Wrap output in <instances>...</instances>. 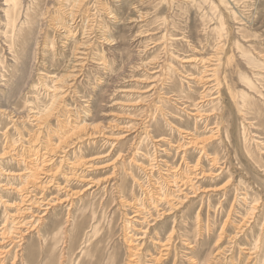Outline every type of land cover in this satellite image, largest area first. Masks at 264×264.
Returning <instances> with one entry per match:
<instances>
[{"label": "rangeland", "instance_id": "374dc122", "mask_svg": "<svg viewBox=\"0 0 264 264\" xmlns=\"http://www.w3.org/2000/svg\"><path fill=\"white\" fill-rule=\"evenodd\" d=\"M99 1L92 0L84 8L90 12L94 10L91 19L99 20L100 27L107 26L106 36L114 41V45L92 44V62L86 67L84 77L78 78L77 85L71 87V95L66 96L62 107L52 113L47 122L50 128L45 131L46 138L56 137L64 126L72 123L73 116L80 124L85 121V124L98 125L104 131L107 137L83 140L77 146L66 148L70 161L90 160L96 165L91 170H80L85 171L82 174L86 173L88 181L94 179L97 185L87 190L89 182L78 179L66 183L60 175L59 183L69 187L67 192L75 193L70 198L71 206L67 200L51 207L37 226L39 235L34 231L26 237L23 259H16L15 264H134L137 262L135 256L132 258L134 247L127 245V239L131 238L126 239L123 226L128 221L127 216H133L134 209L127 204L134 198L152 212L145 226L138 224V230L131 232L135 237L144 236L143 240L134 242L135 246L143 243L138 264H154L150 257H157L158 251L153 250L152 241L165 240L171 231H174L171 250L159 264H264V240L261 243L257 240L264 228V154H261L264 152V93L261 92L264 87V0H207L205 8L188 0H143L141 6L145 16L136 27L128 24L134 15L129 0H108L109 6L121 8L113 12L116 20L101 12L99 5L103 3ZM57 4L70 8L74 1L19 0L14 7L9 6L4 19L0 20V109L11 111L13 116L11 120L0 114V151L7 139L19 144L17 150L27 145L21 137L28 138L37 131L28 111L46 115L52 104L49 92L72 62L75 41L79 37L69 40L59 37L60 34L52 29V23L58 21L43 18L45 14L58 15L54 7ZM91 5L95 9H91ZM215 24L222 27L221 33L217 32ZM137 31L143 34L136 37ZM38 38L41 42L35 49ZM9 47H13L11 52H8ZM34 49L37 53L35 62ZM213 52L220 57L218 79L224 90L223 101L211 102L210 96L195 108L203 88L186 76H198L202 68L199 63L181 60L198 55L205 57ZM99 57L107 60V67L93 64ZM156 70L158 74L153 73ZM155 76L154 95L153 91H146ZM249 81L254 86L249 87ZM226 89L236 97L244 95L245 103H231ZM245 105H249V109ZM194 108L200 113H208L206 116L209 117L191 116ZM15 115L23 117L17 125ZM217 128V138L210 137ZM183 131H190L205 141V154L201 156L198 150H188L185 160H181L173 145L185 142ZM161 138L168 139V143L155 144ZM111 142L115 144L113 147ZM160 143H164L161 147L166 148L165 154L158 150ZM207 155L219 160L224 169H214V172L221 174L217 178L213 174L204 175L198 180L200 190L196 196L189 194L184 198L174 194L175 198L183 199L180 200L182 205L178 198L169 202H174L173 207L178 205L175 210H170L168 203L160 205V214L163 211L171 214L159 220L155 209L148 206L149 199L145 194L158 184V187H164L168 171L163 166L153 174L147 168L165 158L171 168L180 167V172L188 174L189 167L198 160L206 174L212 169ZM95 156L100 158L92 160ZM58 157L54 158V168L58 166ZM0 161V168L4 170L22 168L9 157ZM60 172L69 170L63 168ZM18 182L10 181L15 186ZM0 183H9L1 173ZM225 183L227 188L222 192L219 187ZM2 189L0 196L5 201L14 202L19 196L14 190ZM207 189H211L210 193ZM55 191L49 188L47 197L65 196L64 192ZM254 203H258L256 207H252ZM3 211L0 203V227L7 217ZM251 215L253 219L238 232L242 219ZM224 223V234L217 242ZM142 230L147 233L143 235ZM39 238L43 240L42 244ZM255 248V254L248 260L246 251ZM217 251L221 253L216 255ZM12 257L13 253L6 257V264H11Z\"/></svg>", "mask_w": 264, "mask_h": 264}, {"label": "bare ground", "instance_id": "6f19581e", "mask_svg": "<svg viewBox=\"0 0 264 264\" xmlns=\"http://www.w3.org/2000/svg\"><path fill=\"white\" fill-rule=\"evenodd\" d=\"M18 1L19 0H3V3L0 4V20L4 19L3 16L5 17L6 10L9 8V6L13 5V7H14L18 3ZM65 1L67 2L68 0H65ZM73 1H74V5L71 6L70 8L66 7L64 4H62V5L57 4V6H54V7H56V10H57L56 13H58V15L53 16V15L45 14L46 17H43L44 20L47 19L48 17L51 18L52 21H50V22H54V21L59 22V23L57 22V24L52 23V25H53L52 29L57 34H60L59 37H62L65 40H69L72 38L76 39L77 37H79L78 40L75 41V46H74L73 54H72L73 55L72 62L69 63V66L67 67L65 73L63 75H61L60 77H58V79H56V82H54V85L52 87L53 89L49 92V95L52 98V100L50 99L52 101L51 107L46 112V115H43L42 112L33 113L32 111H28L29 114L30 113L32 114L30 119H32V121H34L35 124L37 125L36 126L37 131L34 135L32 133L33 136L31 135L28 138L27 137L26 138L21 137V140L23 139V141L26 142L27 145L24 144L23 145L24 147H22L21 149L19 148L20 150H17V146L19 144L15 145L10 139H7V141L5 140L6 142L3 141L4 142L3 149H2V151H0V160H4V158L9 157L12 162L15 161L17 164H19L18 166H22V168L17 170V171L4 170V169L0 168V173L5 176L6 180H9V183L7 185H3L0 183V189L3 188L2 190H6V191L7 190H14L16 192V195L17 194L19 195L18 197H16V199L18 198V200L15 199L14 202L13 201L12 202L5 201L0 196V203L3 205V209H4L3 212H5V216H7L5 221L3 222L2 226L0 227V264H6V260H7L6 257L9 256L10 253H13V257H12L13 261L11 262V264H15L16 259H19V258L23 259L24 249H25L23 246L26 243V237L34 231L36 232V234H38L37 226L40 224V222L43 220L44 216H46V214L49 212V210L51 209L52 206H55L56 204H59L62 201L67 202V200H68L67 204L69 206H71V203H70L71 199L70 198L73 195H75V193L72 192V190L70 192H67L66 189L69 187L66 186L64 181L66 183H68V182L79 179L81 182H89L90 187L87 186L86 187L87 190L89 188H92V187L97 185L96 184L97 182L93 181L94 179L88 181V179L85 178L86 173H85V175L82 174L85 171L83 172V170L82 171L80 170V169L91 170V169H94L96 167V165L91 163L90 160L70 161L69 158H67L66 148L71 147V146H77L79 144V142L83 141V140H86V141L89 140L90 141V140H94V139L97 140V138L104 137V136L107 137V135H104V131L98 125H87L84 123L85 121L83 122L84 124L83 123L80 124L78 120H75V119H77V117L73 116V118L71 119L72 123L70 125L67 123L69 126H64V128L60 132H58L59 134L56 137H53V136L48 137V138L45 137V131H47L46 129L50 128L47 126V122H49L48 119L50 118V116L52 115L53 112H57V109H60V107H62V103H63L64 98L66 96H68L70 93H72V88H73L72 86H74L77 83L78 78L80 80V78L84 77L83 76V74H85L84 71L86 69H88L86 67L92 62V61H90L91 51H93V50H91L92 46L96 43H98L102 46L106 45L108 47L114 45V41L106 36L105 28L107 26L106 27H102V26L100 27L99 20L94 21L93 19H91L93 17V16H91L92 11L90 12V10L87 7L84 8L86 3H89L92 0H73ZM112 1L123 2L122 0H112ZM126 1H128V0H126ZM142 1L143 0H129V2L131 3L130 6L133 7L132 9H134L133 10L134 15H133V17H130L129 21H128V24L132 25L131 27H136V25L139 24L138 22H141V19L145 16L144 9H142L143 6H141L144 3V2L142 3ZM188 1L192 4L195 3V4H198L201 6H204L208 3L207 0H188ZM99 3H103V4L99 5L101 7L100 8L101 12L102 13L105 12L107 14V16H109L108 18L116 20V17L114 16L113 12L119 11L121 8L119 9V8H117V6H113V7L109 6L108 0H104V1L100 0ZM92 4H94V3H92ZM18 5H20V4H18ZM68 5H69V3H68ZM89 6H90V4H89ZM54 7H53V9H54ZM49 8H52V7H49ZM92 8H94V7L91 5V9ZM203 8H205V6ZM206 11H207V9H206ZM93 12H94V10H93ZM94 13H93V15H94ZM44 24L46 25V23H44ZM104 24H105V22H104ZM216 26H217V30H218L217 32L221 33L222 27H220L219 25H216ZM41 28L44 29L43 26ZM137 33L138 34L136 35V37L143 34V32H141V31H137ZM41 35H42V33H41ZM189 36H190V34H189ZM218 36L220 38L222 37L221 34H219ZM40 39L38 38V40H36L35 49H37L39 41L41 42ZM12 48L13 47H9L8 52H11ZM35 49H34V62L37 60V53L35 52ZM105 51H106V49H105ZM100 55H101V53H100ZM198 56H200V55H198ZM198 56H195V57L193 56L192 59H187V58H186V60L180 59L182 62H189L190 61V62H194V63H199L201 65L200 68H202V70L200 71V75H198V76H194V75L186 76L189 80H192L197 85H199L201 88H203L202 93L198 96L197 104L194 105L195 108L198 107V104L204 103L206 101L207 97L211 96L210 97L211 99H209L211 102L214 100L223 101V95H224L223 94L224 90L221 89V85H220V82L218 79V72H219L218 70L220 68V57L217 55V52H215L214 54L206 55L205 57H204V55L202 57H198ZM189 57H191V56H189ZM97 61L98 62H95V59H94L95 63L93 62V64H95L96 66L97 65H103V66L107 67L106 66L107 60H105L103 57H101V58L99 57V59ZM183 68L185 69V67H183ZM93 72H96V70H94ZM157 72L158 71L156 70L153 73H157ZM192 72H195V71H192ZM196 72H197V70H196ZM182 75H184V74L182 73ZM184 76H182V77H184ZM155 78H156V76L152 79V81H151L152 85L150 87H148V90L146 92L153 91V94H154L156 86H157ZM157 78H158V76H157ZM42 79H40V80H42ZM51 83H53V82H51ZM250 86H254V84L249 81V87ZM263 88L261 89L262 93H264ZM226 92L230 96L229 100L231 103H233L235 105H239L240 103H245L244 95H240L239 97H236V94H233L230 91V89H226ZM77 93H78V91H77ZM152 97H153V95H152ZM48 101H49V99H48ZM121 104H123V102ZM124 104H125V102H124ZM125 105H127V103ZM122 106H124V105H122ZM86 107H88V106H86ZM186 108H187V106H186ZM195 108L193 109L194 113H190L191 116L202 117L204 115L205 117H209V116H206L208 113H200V111L198 109H195ZM245 108L249 109V105H245ZM0 114L8 117L11 120L13 119L11 111H7L5 109H0ZM59 115H60V113H59ZM61 117H62V115H61ZM14 118H15L14 123L16 124V122H18V120L22 119L23 117H19V116L15 115ZM30 119H28V121L31 122ZM64 121H66V120L64 119ZM68 121H69V119H68ZM139 123H140V121H139ZM56 124L58 125L57 122H56ZM64 124H66V123H64ZM247 124H250V123L247 122ZM136 125H139V124H136ZM57 128H58V126H57ZM140 129L139 130L141 132L142 128H140ZM145 129H148V128H145ZM33 130H34V127H33ZM105 130H107V129H105ZM180 130L181 129H179V131H178L179 133H181ZM136 132H137V130H136ZM48 133L51 135L50 132H48ZM183 133H185L184 134L185 136H183L185 142L181 141L182 143H180L178 145L177 144L173 145V147L177 149L176 150L177 153L181 155V156L179 155L181 157V160H182V158H183V160H185L184 158L186 157V152L188 150H193V151L198 150L199 155L205 154L206 150L204 148V142H205L204 140H201V138L194 136L193 133H191L190 131H183ZM217 133H218V128L216 129L215 132L212 131V134L210 135V137L217 138L216 137ZM110 137L112 138V136H110ZM108 139H109V136H108L107 140ZM14 140H15V138H14ZM167 141H169V140L167 139ZM167 141L165 138H161V139L156 140L155 144H156V142L168 143ZM17 143H18V141H17ZM21 143L23 144V142H21ZM104 143L107 144L108 142H104ZM114 143H115V141H114ZM164 143H160V145L158 144L159 145L158 150L164 152V154H165L166 148L161 147L162 146L161 144H164ZM177 143H179V142H177ZM257 143L261 144L260 142L256 141V144ZM109 144L112 147L115 145V144H113V142H111ZM163 146H165V145H163ZM59 153H62V155L60 156ZM261 154H264V152H262ZM156 155H155V157H156ZM101 156H103V155H101ZM105 156H108V155H105ZM55 157L60 158V159L56 160V161H58L57 168H54V165H52L53 162L55 161L54 160ZM99 158L100 157L95 156V159H92V160H96ZM164 159L161 158L160 160H157L158 162L157 161L153 162L154 161V159H153V161H152L153 163L150 164L149 168H147V171L149 170V172L153 173L154 171H156L158 169H162V167L165 166V167H167L166 171H168L166 173L167 174L166 178H164L162 176L165 179L164 187H158V185H159L158 184L155 188L151 189L149 192H147L145 194V196H147L149 199L148 206H150L151 209L152 208L155 209L153 211L156 213V217L160 218L159 220L163 219L162 216L166 217V216H169L171 214V213H168L169 211L167 213L163 211V213L160 214L158 212V211H160V209L158 208L160 205L162 206V204L168 203V207L170 208V210L174 209V208L177 209L176 207L178 205H174V207H173L174 202L172 204L169 202L172 200L175 201L174 199H177V198H178V201L183 200V199H180L179 197L175 198L174 194H176L178 196H183L184 198H187L188 196H190L189 194H193L192 196H196L197 192L200 190L199 185H197L198 180L202 179L204 175L209 176L210 174H213L217 178V176H219L221 174V172H219V171L224 169V167L219 165V160L216 157L207 155V159L211 162L210 165H211L212 169L209 170L206 174L202 172V168H200L201 166L199 165L198 160L194 165L191 164L192 166L189 167L190 170H188L189 171L188 174H186V173L183 174L182 171L180 172V170H181L180 167L171 168L168 165V163L166 162V160H164ZM130 161H131V159H130ZM0 163H1V161H0ZM10 164H12V163H10ZM187 164L188 163H186V165ZM5 165H6V163H5ZM171 165H173V164H171ZM63 168H65V169L67 168L69 170V172L62 174L60 171ZM214 169H219V171L217 173H215ZM79 171H81V172L79 173ZM147 174H149V173H147ZM60 175H61L62 179L64 180L62 183H64L65 185L64 184L62 185L59 183L58 177ZM148 176H150V175H148ZM13 180H18V181H20V183L18 182V185L15 186V185H13V183H10V181H13ZM137 180L139 182V179H137ZM162 182H163V180H162ZM154 185H156V184H154ZM51 187L54 188L58 192H64L65 196L63 198H61L59 196H58V198L56 196L48 198L47 193L49 192V188H51ZM225 188H227V183H225L221 187H219V190L222 192H225ZM84 189H85V187H84ZM186 190H187V192H185ZM209 191H211V189H207V192H209ZM48 196H49V194H48ZM189 198H191V197H189ZM134 199H133V201H130L129 203L127 202L128 203L127 205L130 208L132 207L134 209V211L132 210L133 214L131 213V215H133V216H129V217L127 216L128 221L125 222V225H123V226L125 227V231H126L125 232L126 239L131 238L130 240L127 239V245L134 247V252H132V254H133L132 258L134 256L137 258V262H134V264H138L139 263L138 261L140 260L141 253H142V252L140 253L139 251L141 250V248H142L141 245L143 246V243L140 241L142 244L137 243L140 245L135 246L136 243H134V242L135 241L137 242L138 239L143 240L144 236L142 238L141 237L142 234L137 233L140 236L138 235L135 237V235H132L131 232L138 230L137 229V227H139L138 224L140 226L144 225L148 221L147 217L152 216V215H149L152 212L149 213L150 208L148 211L147 207H145L143 202H140L139 200H137V199L134 200ZM179 203H180V205H182L183 202L180 201ZM257 204L258 203H254L252 205V207H256ZM33 208L36 209V211L33 210ZM126 210L128 211V209H126ZM230 212L231 211L229 210L228 215L230 214ZM173 214H174V212H173ZM154 216H155V214H154ZM249 219H253L252 215L242 219L240 226L238 228L236 227L238 229V232L242 231L243 227L247 225L246 223H248ZM132 223H134V224H132ZM225 223L222 225V227L220 229V232H219L218 238H217V242L221 239L222 235L224 234L223 229H224ZM129 229H130V231H128ZM146 230H142L141 233H143V235H144L145 234L144 232H146ZM261 231H262V233L260 234V236L257 239L260 243L262 242V240H264L263 239L264 238V228H262ZM159 235H157V236H159ZM172 235H174V231H171V233L167 236V238L165 240L162 239L163 242H161L162 240L160 241L159 239L152 241L151 244L154 245L152 247V248H154L153 250L158 251L157 257H155V256L152 258L150 257V259L152 261H154L153 262L154 264H159L160 260L161 261L165 260L164 259L165 257H163V256H168V254L171 250L170 244H171ZM159 238H160V236H159ZM39 239H41V238H39ZM42 242H43V240L41 241V244H42ZM217 242L215 244H217ZM186 243L187 242L184 243L186 246H189V248H192L191 245H188L189 243H187V244ZM256 250H257V248L246 251L247 254L249 255L248 260L249 259L251 260L252 255L255 254ZM258 250H259V248H258ZM11 251H13V252H11ZM215 251H216V249H215ZM220 251H217L216 255L221 253ZM251 251H253V252H251ZM132 258H130L129 260H133ZM206 264H209V263H206Z\"/></svg>", "mask_w": 264, "mask_h": 264}]
</instances>
